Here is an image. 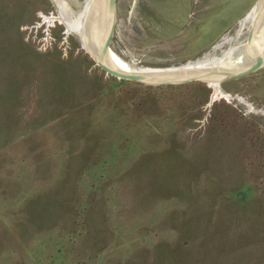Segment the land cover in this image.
<instances>
[{
  "label": "rangeland",
  "instance_id": "374dc122",
  "mask_svg": "<svg viewBox=\"0 0 264 264\" xmlns=\"http://www.w3.org/2000/svg\"><path fill=\"white\" fill-rule=\"evenodd\" d=\"M256 2L116 0L109 50L218 56ZM217 87L109 75L53 0H0V264H264V67Z\"/></svg>",
  "mask_w": 264,
  "mask_h": 264
},
{
  "label": "bare ground",
  "instance_id": "6f19581e",
  "mask_svg": "<svg viewBox=\"0 0 264 264\" xmlns=\"http://www.w3.org/2000/svg\"><path fill=\"white\" fill-rule=\"evenodd\" d=\"M57 10L58 19L63 22L67 31L71 30L84 36H88L89 46L92 52L99 49L103 36L105 34L108 14L106 12V0H86L81 8L79 14L72 15V9L65 0H53ZM104 4V9H103ZM103 9V13H102ZM251 23H254L251 39L247 43L240 44L236 47H231L224 54L218 56L205 57L202 61L187 64L176 68H136L126 64L124 61L112 55L109 50L106 58L109 63L115 67L124 69L126 71L140 72L146 75L149 79H160L177 77L181 75L198 74L202 71L208 70L216 73V70L221 72L234 69L243 65L251 64L258 59H264V9L254 12L247 18ZM242 21V20H241ZM242 24H240L241 27ZM84 42V40H83ZM87 47V46H86ZM218 71V72H220ZM204 77L205 81H209L214 86V93L212 98L218 94V79L223 75L212 74Z\"/></svg>",
  "mask_w": 264,
  "mask_h": 264
},
{
  "label": "water",
  "instance_id": "95a60500",
  "mask_svg": "<svg viewBox=\"0 0 264 264\" xmlns=\"http://www.w3.org/2000/svg\"><path fill=\"white\" fill-rule=\"evenodd\" d=\"M86 1V0H84ZM84 4V2H83ZM105 6H106V12L108 14V23H107V28L105 31V34L103 36V39L101 41L100 47L97 51L92 52L90 49L91 47L89 46L90 42L88 39V36H84L83 39V35L76 33L74 31H67V32H72L74 33L80 40L82 46L84 47V49L90 54V56L92 57V59L94 60V62L96 63V65L98 67H100L103 71H105L107 74L112 75L114 77H117L119 79H127V80H134V81H138V82H142L145 84H149V85H164V84H177V83H183V82H188V81H194V80H205L204 77L206 78V76L211 75L212 74H219V75H223L220 79H218V81L220 80H225V79H230V78H235V77H240L246 74H249L251 72H254L256 70H258L261 67H264V59H258L257 61L251 63V64H247V65H243L234 69H228L225 70L223 72H218L216 70H213L212 72L208 71L205 69V71H202L198 74H190V75H181L177 76V77H170V78H160V79H149L148 77H146V75H144L143 73L140 72H135V71H126L124 69L115 67L114 65H112L111 63L108 62L106 56L109 52V43L110 40L113 36L114 33V28H115V22H116V0H106L105 2ZM264 9V0H257V2L254 4L253 8H251L248 13H246L244 15V17L241 19L242 21H240L241 25V29L244 26H248L249 30H248V35H247V41L251 39V33L253 31V27H254V23H251L247 18L249 17L250 14L254 13V12H261V10ZM72 12V15H75ZM84 40V42H83ZM232 45V42H231ZM87 46V47H86ZM88 46L90 47V49H88ZM211 55L205 56L206 58L209 57ZM213 56V55H212ZM198 59L195 61H189L185 64L179 65V66H170V67H152V68H159V69H167V68H176V67H182L185 66L187 64H193L199 61H202L203 59ZM219 81V82H220ZM218 82V83H219Z\"/></svg>",
  "mask_w": 264,
  "mask_h": 264
}]
</instances>
